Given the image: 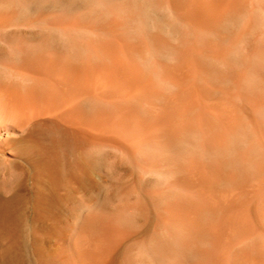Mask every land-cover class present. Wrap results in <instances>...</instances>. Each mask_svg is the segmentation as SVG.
<instances>
[{"label": "bare ground", "instance_id": "1", "mask_svg": "<svg viewBox=\"0 0 264 264\" xmlns=\"http://www.w3.org/2000/svg\"><path fill=\"white\" fill-rule=\"evenodd\" d=\"M241 2L177 0L187 22L203 32L213 31L218 20ZM11 21L0 15V25ZM57 23L53 25L67 32L83 27L74 20ZM81 48L86 51L81 58L76 57V49H50L30 54L22 64L10 58L3 61L17 80L0 83V153L23 147L34 134L48 130L78 151L84 169L94 156L106 152L130 159L138 171L126 168L117 178L110 170L91 176L107 191L104 199L92 202L95 213L84 216L76 240L65 245L59 236L61 241L48 237L52 241L44 251L48 261L264 264V159L255 160L248 149L232 145L230 138L243 123L234 103L217 95L190 53L182 56L178 67L162 68L161 79L180 88L169 96L155 82L158 66L143 67L147 44H130L117 35L110 43H87ZM140 107H146L147 116ZM255 131L264 143L257 126ZM198 144L215 155L213 163L200 160ZM32 145L28 142L24 147ZM161 171L183 175L167 188L138 189L145 176ZM111 188L120 189L117 202L109 199ZM169 189H178L183 196L159 205ZM151 209L157 217L155 230L169 239L163 247L160 244L155 261L148 263L133 255V249L144 241L135 225L141 213ZM247 242L252 245L243 247Z\"/></svg>", "mask_w": 264, "mask_h": 264}, {"label": "rangeland", "instance_id": "2", "mask_svg": "<svg viewBox=\"0 0 264 264\" xmlns=\"http://www.w3.org/2000/svg\"><path fill=\"white\" fill-rule=\"evenodd\" d=\"M0 15L12 18L0 25V83L17 80L5 59L22 64L30 54L50 49H76V57L81 58L86 51L80 45L110 43L120 35L130 44L149 46L143 67L151 70L155 63L159 71L155 82L172 96L180 88L161 79L162 68L178 67L182 56L190 53L217 95H226L241 113L242 127L230 138L232 145L248 149L255 160L264 159V143L255 135L257 126L264 136V0H242L218 20L213 31L204 32L187 22L177 0H0ZM73 20L83 27L67 32L53 25ZM140 108L147 116L146 107ZM28 142L33 144L29 149L24 147ZM65 142L44 130L27 139L23 147L20 144L14 151L0 153V264H51L44 253L49 240L61 238L65 245L76 240L84 216L95 213L92 202L103 200L107 193L91 176L110 170L117 178L126 168L138 171L130 159L106 152L94 156L84 169L78 151ZM196 151L203 163L216 159L199 144ZM182 175L181 171L154 172L145 176L138 189L148 185L167 188ZM167 191L169 196L159 205L183 196L178 189ZM108 196L117 202L120 189L111 188ZM155 220L151 209L142 212L135 225L144 241L134 246L133 255L142 262L153 263L157 250L169 239L165 232L155 230ZM250 245L247 242L243 247Z\"/></svg>", "mask_w": 264, "mask_h": 264}]
</instances>
